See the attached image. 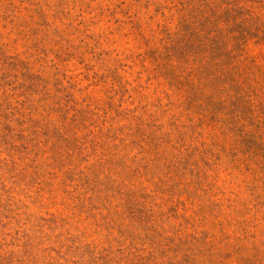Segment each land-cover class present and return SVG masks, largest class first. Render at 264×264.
<instances>
[{"label": "rangeland", "instance_id": "374dc122", "mask_svg": "<svg viewBox=\"0 0 264 264\" xmlns=\"http://www.w3.org/2000/svg\"><path fill=\"white\" fill-rule=\"evenodd\" d=\"M0 264H264V0H0Z\"/></svg>", "mask_w": 264, "mask_h": 264}]
</instances>
